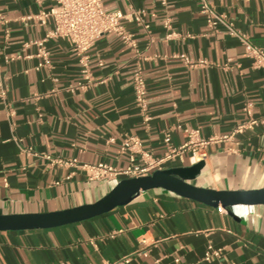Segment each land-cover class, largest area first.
<instances>
[{
	"label": "crops",
	"instance_id": "crops-1",
	"mask_svg": "<svg viewBox=\"0 0 264 264\" xmlns=\"http://www.w3.org/2000/svg\"><path fill=\"white\" fill-rule=\"evenodd\" d=\"M217 11L264 47V0H214ZM57 0H0V213L46 212L90 202L107 185L92 182L79 163L127 166L130 136L154 156L166 152L171 132L179 145L186 128L204 136L230 132L246 120V103L264 114V69L253 65L241 41L220 25L211 29L197 0H106L125 13L124 27L137 47L107 33L90 48L93 81L79 86L81 65L65 37L46 41L47 65L32 41L55 27L36 17ZM183 55L201 65L188 64ZM141 65L147 83L145 121L136 105L133 74ZM50 156L51 158H49ZM138 161L141 158L138 157ZM170 162V166L190 165ZM199 185L264 186V122L209 147ZM220 256L204 260L208 242ZM264 264V205L245 222L225 209L161 188L81 221L50 228L0 230V264Z\"/></svg>",
	"mask_w": 264,
	"mask_h": 264
},
{
	"label": "built area",
	"instance_id": "built-area-1",
	"mask_svg": "<svg viewBox=\"0 0 264 264\" xmlns=\"http://www.w3.org/2000/svg\"><path fill=\"white\" fill-rule=\"evenodd\" d=\"M106 0H57V6L41 11L36 17L41 24H46L48 18L52 16L55 27L47 31L41 39L32 42L38 46V55L41 61L38 67L47 65L50 51L46 41L52 37L60 36L68 38L74 45L75 52L81 65V78L79 86L87 87L93 81V73L90 63V48L96 40L107 33H113L130 45L137 47V39L134 34L128 31L122 20L126 16L121 9L109 10L105 6ZM200 12L204 15L207 25L216 30L220 25L225 27L226 33L237 37L244 46L245 54L252 58L253 65L264 69V47L254 44L249 36L238 30L234 23L226 16L217 11L214 0H197ZM165 4L166 0H162ZM6 17L0 6V22H6ZM185 61L190 65H201L206 63L205 59L194 61L187 55H183ZM133 86L136 105L142 113L144 120L149 121V103L147 95V83L141 65H138L133 74ZM7 88L0 80V94L5 97ZM245 110L248 118L238 123L230 132L204 136L197 127L186 128L187 139L184 143L176 145L172 141L171 132H166L164 141L166 152L162 156H154L150 151L142 147L140 139L136 136L128 137L122 146L123 150L130 149L129 164L127 166H116L107 162L79 163L76 158L64 159L55 158L53 161L60 165L73 164L83 168L90 181H108L124 177L139 176L152 173L157 169L168 167L170 162H186L188 157L191 164L206 159L209 156V147L214 143L232 140L237 134L255 128L264 122V114L255 116L250 102L246 103ZM51 158L50 156H48ZM138 157L141 161H138ZM220 209H223L220 207ZM222 247H216L209 241L204 254V260H211L213 256H220ZM130 256L108 262L105 264H122L128 262Z\"/></svg>",
	"mask_w": 264,
	"mask_h": 264
},
{
	"label": "water",
	"instance_id": "water-1",
	"mask_svg": "<svg viewBox=\"0 0 264 264\" xmlns=\"http://www.w3.org/2000/svg\"><path fill=\"white\" fill-rule=\"evenodd\" d=\"M206 159L190 165L170 166L149 174L102 182L105 193L93 201L46 212L0 213V230L50 228L81 221L124 205L150 189L161 188L180 196L222 207L236 220L245 222L256 206L264 205V186L255 188H215L196 183Z\"/></svg>",
	"mask_w": 264,
	"mask_h": 264
}]
</instances>
